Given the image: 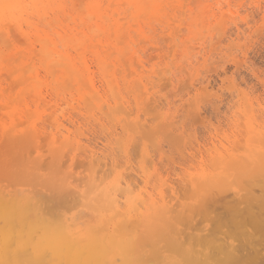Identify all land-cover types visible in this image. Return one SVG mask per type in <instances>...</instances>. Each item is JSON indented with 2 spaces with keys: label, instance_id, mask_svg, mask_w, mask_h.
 Returning a JSON list of instances; mask_svg holds the SVG:
<instances>
[{
  "label": "rangeland",
  "instance_id": "1",
  "mask_svg": "<svg viewBox=\"0 0 264 264\" xmlns=\"http://www.w3.org/2000/svg\"><path fill=\"white\" fill-rule=\"evenodd\" d=\"M5 1L7 0H0V53L2 52L0 57V73L5 75L0 74V85L3 88L9 83L19 86L17 85L18 81L14 82V79H19V74H29L31 72L30 69L35 67L34 62L37 64L36 67L39 63L41 65L40 60L34 58L46 44L45 39H47V42H50V47L56 48L58 51L62 50L64 53L66 51V53L73 54L72 56H75L76 60L80 59L78 55H85V60L91 59L94 61L97 59L95 58L96 51L103 52L108 48H113L107 54H104L107 60L106 65H108L109 69L106 72L104 71V75L108 77L103 75L104 69L102 70L96 66V64L98 65L96 63L97 60L92 63L91 61L86 62L89 66V71L92 73L91 77L96 86L100 88L97 98H100V102L102 101L100 103L102 106L100 108V105H98L97 109H102L105 114L109 115L112 113V109L106 106L105 103L111 106H117V103H121L120 105L124 106L126 110L124 111L122 106L118 107L120 108L119 110L122 108L123 111L116 110V115H111L110 117L95 110L94 112L96 113L94 114H96L98 119H95V117L91 119L87 118L86 115H82L85 114L84 112L73 110L70 105L68 106L64 103V100L63 102L62 100H58L64 111L60 109L57 113L60 119L65 121V125L70 128L73 136H78L77 138L81 139L85 147L89 145L98 151L97 155L100 156L101 160L99 163L102 166V170H104L102 174L103 172L104 175L106 173L107 179H112L121 172L129 180V183L137 186V193L139 191L141 193L143 191L144 193L146 191L149 192L150 189L153 190L154 188V191L151 192L150 190L154 194L159 191L158 187L160 185H157L158 182L161 184L167 180L170 183H168L169 185L174 186L175 189H180L179 186L182 184L179 185L177 181L179 180L181 183V179L186 174V169L194 171L195 166L199 168L198 165L200 166L203 162L207 164L209 159L211 162V157L213 158L214 156L215 158L217 153H227L229 151L228 155L230 156L228 158L233 159L237 153V157L239 155L251 157L256 151L264 152V0H141L139 8H137L138 4L129 5L124 0H12L15 2L13 7L5 6ZM110 2L114 4L111 5ZM102 5H104L103 8ZM79 6L81 9H79ZM129 7L132 8L130 9ZM82 8H84L85 13H82ZM154 9L158 10V14H154ZM1 10L8 12L2 13L3 11ZM202 10H206V12L201 13ZM105 14L110 15L106 16L109 19L105 17ZM91 15L92 19L90 18L89 20ZM80 16H82V19H80ZM93 16L97 20L96 18L93 20ZM100 17L105 20L104 24L106 28L101 26L104 24H100L103 22V20L99 21L101 20ZM110 17L114 20H110ZM109 21L111 25L113 24V28ZM75 22L76 24H74ZM78 22L83 24L80 25L81 29L80 27L77 29V26H79ZM85 26L86 29L84 31ZM107 26L110 30L107 29ZM96 28H99V30ZM69 29H71L73 35L72 33L70 34ZM89 29L91 32H89ZM106 29L109 30L108 34H106L108 32ZM109 36L110 40L114 36L112 41L114 40L115 42L111 43ZM79 38L81 40L84 39L83 43L80 42L81 47L78 46L75 49L72 41L80 40ZM64 39L67 41L64 42ZM89 39L91 40V44L88 42ZM58 40H61L60 42L62 43L58 42ZM108 42L112 46L106 47L105 45ZM57 44L60 46L59 48ZM94 44H97V48L94 47ZM116 46L118 47L116 48ZM121 48L123 49L121 50ZM115 49L118 53L116 51L112 53ZM73 50L74 53H72ZM18 51L22 52L19 53ZM87 52L91 56L94 54V57L89 58L90 55ZM31 53L33 54L31 55ZM24 54L27 59L24 58ZM15 55H17V61L14 58ZM107 55L110 57L108 58ZM6 57L9 61L8 59H4ZM112 59L116 61H112ZM2 60H5L6 63ZM18 60L20 62L22 60L25 61L19 63ZM15 62L18 63L16 64ZM111 62H113L115 67L111 66L113 65ZM27 63H30L31 66ZM40 65L38 66V71L39 68L43 70ZM3 66H7L8 68ZM9 67L13 69L19 67V69L13 72V69H9ZM21 67L22 69H20ZM1 68H5L3 69L5 71L2 72ZM24 68L27 69L22 71ZM97 68L100 69V72ZM42 70L40 71L42 72ZM10 73H13V75H10ZM45 74L41 73L43 77ZM7 79L9 81L13 79V83L12 81H7ZM107 79L112 81L110 87H107ZM113 82L114 84H118L117 89H115L116 91H111V87L114 85ZM17 88L19 89V87ZM15 93L17 92L15 91ZM76 101H72V103H76L75 105H77ZM103 105L106 109L102 108ZM71 113L75 115V117L73 116L75 123L68 121ZM0 116L1 119L2 114ZM115 117L125 118L124 122L129 124H125L126 129L121 127V123L118 124L120 119L116 120ZM164 121H166L165 126ZM168 122L172 123L170 124L171 128L174 125L173 129L168 126ZM112 123L115 124L113 125ZM39 125V128L43 132V128L48 131V136L50 133L57 132L55 127H48L40 121ZM166 125L167 128L169 127V130L166 128ZM158 127L161 129H157ZM248 132L250 135H248ZM254 138H257L255 139L256 141ZM171 139L172 141H170ZM248 139L254 144H251ZM186 142L187 144H185ZM250 144L251 146H255V148L253 149V146L251 147ZM82 147L80 153L82 152L83 155L78 153L79 150H72V155H75V157L76 155L79 156L74 160L78 163L83 160H81L82 156L86 158L84 155L86 148ZM182 147L184 148L181 151L180 148ZM45 148L48 149V147ZM242 151L244 154L240 153ZM45 152L48 156V150ZM249 153L252 154L250 155ZM260 157L263 166L260 165L257 169L253 167L254 170L245 172L248 179L252 176L254 178L252 177L249 181L243 175L244 180L242 179L241 182V185L244 186L241 187V192L244 195L241 198L243 201L230 196L228 199H224L225 201L199 203L193 209L196 213L192 211V213L194 212L193 215L195 214L196 216L195 218L199 219L197 221L207 223L206 225L202 224L204 227H208L210 220H212L211 226L209 225L210 230L216 232V235L219 234L218 237L222 238L223 236L226 238L225 235L228 236L229 238H226L228 244L226 245L231 244L230 247H239L238 249L243 246L241 248L242 252L241 250L231 248L234 252L232 255L239 253L238 258L242 260L236 258L239 261H234V263L237 262V264H245V260L248 264H253V262L264 264V201H262L263 204L259 201L261 197L264 200L263 154ZM7 161L8 159L5 160V162ZM68 162L70 163L71 160H68ZM77 162L74 163L73 168L80 167L74 170L79 174L82 171L80 169H83L85 174L84 166L87 163L82 161L78 164ZM183 169L185 173L182 172L184 171ZM180 175H183V177L181 178ZM150 177L152 180H146L150 179ZM175 182L178 186L175 185ZM257 187H259V190ZM181 193L183 194L180 191L179 194L181 195ZM227 193H231L232 195V191L230 190ZM185 195L187 196L188 192H185ZM248 197L260 203L256 205L254 204V200V202L248 203L247 200H250ZM245 203H248V205ZM221 205H224V207ZM80 206L83 207L82 205H78V210H82ZM197 207L198 209H196ZM203 214L210 216H204ZM243 222L244 225L241 224ZM232 224L234 225L232 226ZM237 226L242 229L237 228ZM244 227L245 229H243ZM223 228L226 231L222 230ZM234 232H236L235 236L233 235ZM240 233H242L241 237H239ZM244 234L246 235L244 236ZM242 236L245 238V242ZM236 239H238L239 245H236ZM234 250L241 253H235ZM250 253L251 256H248ZM254 257L256 258L254 259Z\"/></svg>",
  "mask_w": 264,
  "mask_h": 264
},
{
  "label": "bare ground",
  "instance_id": "2",
  "mask_svg": "<svg viewBox=\"0 0 264 264\" xmlns=\"http://www.w3.org/2000/svg\"><path fill=\"white\" fill-rule=\"evenodd\" d=\"M140 1L141 0H124V2L128 3L129 5L134 3L138 4L137 8H139ZM80 4L83 5L82 3ZM113 4L114 3L112 2L111 5ZM14 5L15 2L12 0L5 1V6L7 7H13ZM80 6L79 9H81ZM103 7L104 5H102V8ZM84 8H82V13H85ZM129 8L131 9L132 7ZM156 10L157 9H154L153 11L155 15L158 14V10ZM5 12L3 11L2 13ZM205 12L206 10H202L201 13ZM108 15L109 14H105V17ZM80 17V19H82V16ZM91 17L92 15L89 17V20ZM95 18L96 17H94L93 20H95ZM100 19L101 20L99 21L103 20V18L101 17ZM110 20H112V18ZM99 21L98 23H100ZM104 21L105 20H103V22L100 24H104ZM76 22L74 24H76ZM93 23L95 22L93 21ZM80 25L83 24L79 23L77 29L78 27H80V29L82 28ZM86 26L84 28V31L86 29ZM101 26L106 28L105 24ZM111 26L112 28L114 27L113 24ZM96 29L99 30V28ZM107 29H109V27ZM107 29L106 31L108 32H106V34H108L110 30ZM69 31L71 34V29H69ZM76 32L79 33L80 31ZM89 32H91L90 29ZM66 33L68 34V32ZM111 34L113 35V33ZM104 38L106 39V37ZM113 38L114 36L110 40L109 36V40L111 41V43L114 41H112ZM7 40L9 41V39ZM83 40L84 39L72 41L74 43L73 47L77 49L78 46L81 45L80 42L83 43ZM44 41H46V44L44 45V47H42V50L39 51L40 53L37 54V56L34 55V59L37 58L40 60L41 65L40 63L39 65L42 66L43 70L39 68L38 71L39 65L36 67V62H34L30 57V59L35 63L34 65L36 68L32 66L34 69L31 67L33 70L30 69L31 72L29 74L21 73L19 74L20 77L18 80L14 79V82L18 81L17 85L19 86H14L9 83L10 85L7 84V86L3 88V86L0 85V88L2 86V89L0 90V114H2V118L0 119V264H230L229 262L234 263V261L238 262L239 260H241L238 258V252L240 251L237 252L235 250H241L243 246L238 249L239 247L235 248L234 245V247H230L231 244L226 245L228 244V241L226 239L228 236L225 235L226 238H224L223 236L221 238L218 237L219 234L216 235V232H212V230H210L209 228V225L212 223V220H210L208 227L202 226V224L206 225L207 223H201L197 221L199 219L195 218L196 216L195 214L193 215L194 212L192 213V211H195L193 209L197 205H199V203H205L209 201L219 202V200L225 201L224 199H228V197L230 196H234L238 198V200H241V198H243L244 196L241 192V187H244L241 185L242 179L244 177L243 175H245V172H250V170H254V168L257 169L258 166L260 167V165L263 166L261 164L262 159L260 156L262 154L264 156V152L261 153V151L255 150L256 152L254 151V155H251L252 153H249L251 157H245L244 155H239L237 157L238 153H234L236 157L233 159L228 158V156H230L228 155L229 151L227 153H217V155H215V158L214 156L213 158L211 157V162L209 159L207 164H204L203 162L200 166L198 165L199 168H196L197 166L193 165L195 166V168L192 166V168H194V171H189L188 169H186L187 171L185 176L183 177L184 174L182 176L180 175L181 178H183L181 179V183L179 180V182L177 181V183H179V185L182 184L181 186H179L181 190L175 189L174 186L169 185L170 183L167 180L162 182L161 184L158 182L157 185H160V187H158L159 191L157 193L155 192L156 194L151 193L155 190L154 188L153 190L150 189L151 192L149 190V192L146 191L144 193L143 191V193H141V191H139V193H137V186H133L132 183H129V180L124 177L121 172L118 175H115L112 179H107L106 173L105 175L104 172L102 174V171L104 170H102V166L99 163L101 160L100 156L97 155L98 151H96L94 147H91L89 145L85 147L81 139L77 138L78 136H73L70 128L65 125V121H62L57 113L60 109L62 110L58 100H62V102L64 100V103L68 106L70 105L73 110L75 109L78 110L77 112H84L85 114H81L86 115L87 118L94 119L95 117V119H98V117H96V114H94L96 113L94 112L95 110L102 112L103 115L105 114L102 109H97L98 105H100V108L102 106L100 104L102 101L100 102V98H97L100 93V88L96 86V83L91 77L92 73L89 71V66L86 61H91L92 63L96 62L97 60L96 63H98V65L96 64V66H98L102 70L104 69L102 72L104 75V71L106 72V70L108 69V65H106L107 60L105 59L106 56H104V54H107L113 48H108L105 51L101 50L103 52L94 51L96 55L95 58H97L96 60H94V58V61H92L91 59L85 60V55H78L80 56V59L76 60L77 58L75 56H72L73 54L66 53V51L64 53L62 50L58 51L56 48L50 47V42H47V39H45ZM60 41L61 40H58V42ZM65 41L67 40L64 39V42ZM90 41L91 40L89 39L88 42ZM109 43L110 42H108L105 46H112L111 43ZM9 44L11 45V43ZM57 47L59 48L60 46L58 45ZM94 47L97 48V44H94ZM117 47L118 46H116V48ZM122 49L123 48H121V50ZM74 50L73 52H71L74 53ZM22 51L18 52L20 53ZM115 51L116 49L112 53H114ZM32 54L33 53H31V55ZM19 55L22 56L21 54ZM90 56L89 58H92L94 57V54L91 57ZM14 58H16L17 61V55H15ZM24 58L27 59L26 55ZM4 59L8 58L6 57ZM113 60L114 59H112V61ZM2 61L5 62V60ZM22 61H19V63H22ZM27 61L29 62V60ZM15 63L17 64L18 62ZM111 63L113 64V62ZM24 64L26 65V63ZM27 64L31 66L30 63ZM111 66H114V64ZM3 67L8 68L7 66ZM10 67L9 69H13ZM14 69L13 72L18 70L19 67L15 70ZM20 69H22V67ZM25 69L27 68H24V70L22 71H25ZM179 69L181 68L179 67ZM40 70H42V72ZM4 71L5 70H3L2 72ZM41 73L43 75L45 74V76L43 77ZM109 73L111 74V72ZM10 75H13V73H10ZM108 79L106 80V84L107 87H110L112 81ZM7 81L9 80L7 79ZM11 81L13 83V79ZM114 85L111 87V91H116L115 89H117L118 84L115 83ZM17 87H19V89ZM15 91L17 93H15ZM75 100H77V105H75L76 103H72V101L75 102ZM105 104L106 106H109V108L112 109V113H110L109 115L105 114L109 117L111 115L115 116L117 112L116 110L120 109L118 107L122 106L120 105L121 103H117V106H111L108 103ZM62 105L64 106V104ZM102 108H105L104 105ZM122 108L124 111L126 110L124 106H122ZM73 116L75 117V115L71 113L68 120L71 123H75ZM155 118L157 119V117ZM115 119H120L118 124L121 123V127L126 129L125 124L127 122H124V117H115ZM39 121L48 127H55L57 132L53 131L54 133H50V135L48 136V131L43 128L44 132L46 133L45 134L39 128ZM165 122L166 121L163 122L164 126L166 124ZM168 123V126L170 127V124L172 123ZM169 127L167 128L166 125V128L168 130ZM173 127L170 128L173 129ZM157 129H159V127ZM165 130L166 129L164 127V131ZM164 131L162 130V132ZM248 135H250L249 132ZM255 139L257 138H254V140ZM170 141H172V139ZM185 144H187V142ZM82 146L86 148L84 151V155L86 156V158H83V156L81 158V160L83 159L82 161L84 163H87V167L84 166L86 173L84 174V170L80 169L83 172L81 171L79 174H77L74 169H77L80 166H77V168H73V166L74 163L77 162L74 161L75 158H78L79 156L76 155L75 157V155H72V150H79L78 153H80L81 148H83ZM45 147H48V149ZM184 147L180 148V150ZM254 148L255 146H253V149ZM46 150H48L49 152L48 156L46 155ZM240 153H243V151ZM80 154H82V152ZM231 156L233 157V155ZM7 159L8 161L5 162V160ZM68 160H71V162L69 163ZM213 160L215 161L213 162ZM81 162L79 161V163H77L80 164ZM182 172L185 173V170ZM251 178L249 177V179H247L250 181ZM146 180L149 181L152 179L150 177V179ZM175 185H177L176 182ZM258 188L259 187H257V189ZM177 190L179 192H183V194L181 193L180 195ZM229 190L232 191V195L231 193H227ZM185 192H188L187 196L185 195ZM253 200L255 201V199ZM253 200L250 199L247 201L248 203H251ZM259 201H261L262 203V201L264 200H262L261 197ZM227 203L226 205H228ZM248 203L245 204L248 205ZM258 203L260 202L255 201L254 204L257 205ZM78 205L83 206H80L82 210L77 209ZM221 206L224 207V205ZM240 208L242 207L240 206ZM196 209H198V207ZM241 224L244 225V222ZM233 225L234 224H232V226ZM237 228L242 229L238 226ZM243 229H245V227ZM222 230L226 231V229L224 228ZM236 232H234L233 235ZM226 234L228 235V233ZM241 234L242 233H240L239 237H241ZM245 235L246 234H244V236ZM231 238L233 239V237ZM237 240L238 239H236V241ZM243 240L245 242L244 237ZM240 241L242 242V240ZM237 244L239 245L238 241L236 242V245ZM231 248H235L234 251L238 254L232 255L234 252ZM247 250H249V248H247ZM248 256H251V253ZM236 258H238L239 260H236ZM255 258L256 257H254V259ZM237 262L235 263L237 264ZM244 262H246L245 264H248L246 260ZM253 264L257 263L253 262Z\"/></svg>",
  "mask_w": 264,
  "mask_h": 264
}]
</instances>
